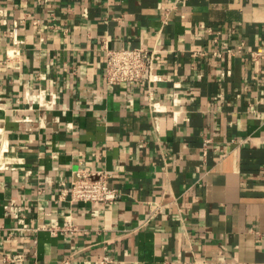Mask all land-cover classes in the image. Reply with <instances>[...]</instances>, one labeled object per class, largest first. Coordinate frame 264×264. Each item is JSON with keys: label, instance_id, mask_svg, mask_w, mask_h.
<instances>
[{"label": "crops", "instance_id": "crops-1", "mask_svg": "<svg viewBox=\"0 0 264 264\" xmlns=\"http://www.w3.org/2000/svg\"><path fill=\"white\" fill-rule=\"evenodd\" d=\"M104 46L162 80L109 85ZM0 164V264H264V0H0ZM80 165L120 198H59Z\"/></svg>", "mask_w": 264, "mask_h": 264}, {"label": "built area", "instance_id": "built-area-1", "mask_svg": "<svg viewBox=\"0 0 264 264\" xmlns=\"http://www.w3.org/2000/svg\"><path fill=\"white\" fill-rule=\"evenodd\" d=\"M86 14V11L84 12ZM11 31L12 36L17 41L16 26ZM104 79L109 85H120L126 82L145 83L150 93L162 80V76L157 71V65L162 59V53L156 47L136 46L129 48H109L104 46ZM18 54L14 48L10 53L11 56ZM258 54V53H257ZM50 99H45V93L40 92L37 97L40 105L47 106L56 101L57 95L50 92ZM150 107L153 111L159 110L157 102H151ZM4 168V164H0ZM59 198L72 201L98 202L104 204H113L121 196V192L116 187L108 184V174L102 169H92L84 165L78 166L72 171L71 179L66 185L61 182ZM20 207L14 202L10 204V210L13 216L20 223L19 228L28 227L19 214ZM52 233H73L78 230L75 223L68 221L63 225L54 224L48 227ZM38 230V228H34ZM2 261L5 264H22L24 261L22 253L3 255ZM113 258L104 253L100 258V264H112Z\"/></svg>", "mask_w": 264, "mask_h": 264}]
</instances>
